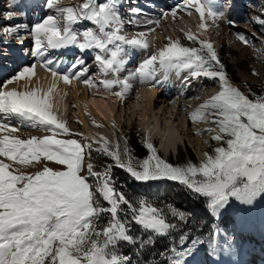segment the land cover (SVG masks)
Instances as JSON below:
<instances>
[{
    "label": "snow or ice",
    "instance_id": "1",
    "mask_svg": "<svg viewBox=\"0 0 264 264\" xmlns=\"http://www.w3.org/2000/svg\"><path fill=\"white\" fill-rule=\"evenodd\" d=\"M26 7L23 0H11L3 14L7 23L0 22V60L16 54L15 41L17 51L38 58L54 79L47 91L32 87L33 62L0 81V157L5 158L0 159V264H140L123 250V245H131L133 254L139 257L145 249L155 247L154 238L167 241L153 257L155 264H203L197 260L201 247L210 257L238 254L234 234L216 223L207 233L197 228L194 234L189 227L191 214L171 205L157 206L143 198L128 197L117 188L113 170L119 168L137 182H178L203 199L214 218L233 208L239 214L251 212L264 200V93H253L249 88L246 94L233 85L213 43L190 30L185 33L186 39L198 47L185 46L169 37L163 47L121 79L130 56L137 49L146 51L150 47L147 35L155 31L149 28L147 33L132 37L122 34L126 22L135 24L143 15L142 9L129 6L125 21L122 0H83L74 5L44 0L45 14L30 26L19 22L27 15ZM231 8V0L227 4L219 0H181L171 15L175 19L177 10L198 15L197 27L206 31L209 18L213 22L225 20ZM254 19L264 31V17ZM149 23L159 26L160 21ZM226 23L236 25L231 18ZM237 37L246 45L250 43L241 33ZM69 48L81 55L61 72L60 61L49 53ZM90 52H95L93 60L101 74H112L114 79L93 81L87 77L89 67L83 55ZM171 72H187L185 82L206 77L219 83V90L189 114L193 124L210 125L196 128L194 134L208 135L217 145L211 152L205 151L199 163L173 165L161 158L147 137L142 138L149 152L144 159H138L121 137L115 143L101 137L95 142L98 147L77 139L57 138L82 135L73 133L53 111L52 93L58 81L70 84L78 80L89 88L102 86L123 100L133 81L159 84L158 73L166 78ZM252 74L259 75L255 69ZM20 81L28 83L21 88ZM13 83L17 87L10 88ZM113 88L119 91L112 92ZM12 118L51 134L22 139L14 135L19 129L12 125ZM93 151L112 162L99 170L91 162L85 166V157L91 160ZM48 162L62 167H49ZM36 165L40 168L35 172L22 170ZM134 226H138L139 235L133 234Z\"/></svg>",
    "mask_w": 264,
    "mask_h": 264
},
{
    "label": "rangeland",
    "instance_id": "2",
    "mask_svg": "<svg viewBox=\"0 0 264 264\" xmlns=\"http://www.w3.org/2000/svg\"><path fill=\"white\" fill-rule=\"evenodd\" d=\"M24 1L27 2V0H24ZM35 1L36 0H32L30 4L32 3L39 4L40 1L42 0H39L36 2ZM130 1H132V4H133L132 7H138L143 10V15L138 17L137 18L138 22L135 23L136 26L142 27L140 31L147 33L149 28L155 29L154 32H151L150 34L147 35V41L150 47L146 51L137 49L130 56V60L134 61V62H129L127 65V67L130 70H132L133 68L135 69V66H134L135 64H138L143 59L147 58V56L150 55L152 52H154L156 49L163 47L168 42L167 38L169 37H171L172 40H177V39L180 40L183 45L188 46V47H194V45L198 46V44L193 43L186 39L185 33L190 30L191 32L198 34L201 39L209 40L210 42L213 43L214 48L219 57V60L222 61L221 63L223 64L225 63L227 70L232 72L234 75L232 78L228 75V78L230 79L233 85L240 88V90L245 92L246 94L249 88L251 89L253 93L257 92L261 88H264V51H262V49H264V44L261 43V39H264V33L260 34V31L258 30V27L260 24L257 23L254 19L255 17H264V0H256L255 5L252 3L244 4L242 1L238 2V0H231L232 8H231V12L229 16L227 17V19L231 18L235 20L236 25L234 27L230 26L228 23H226V21H224L223 22L224 24H223L221 23L222 22L221 20H217L213 22L212 19L209 18L208 19L209 27L206 31H202L198 29L197 27L199 24L198 15L190 16L182 10H177V17L173 19L171 15V10L174 8L170 7L167 4L166 0H122V3L130 4L129 3ZM173 1H176V4H180L181 2V0H173ZM10 2L11 0H8V1L0 0V22L7 23V21H3V14L9 9ZM82 2L83 0H62V3L65 5H69V4L74 5V4H79ZM150 2L152 4H148ZM219 2L223 4H227L229 0H219ZM40 5H41L40 10H34V12H31V14L33 15V18L35 19L33 23L40 20L41 17L45 14V10L43 11V7H42L43 4L40 3ZM150 5L151 7H155L160 10H163L164 12L168 13L169 16H167L165 19L164 17L159 16L157 14L148 13L145 7L150 6ZM124 7L125 5H123L122 9L124 10V14H126L125 21H127L128 5H126L125 8ZM226 10H228L227 7H226ZM153 15L156 18L153 17ZM146 19L148 20V22L146 21ZM150 20H153V21L159 20L160 21L159 26H157L155 23H149ZM19 22L23 23L22 20H20ZM125 24H127V22ZM122 33H124L127 36L131 34L132 36H134L137 32H133V30L130 27L124 26ZM237 33H241L245 35V37L250 41V43L247 45L242 43L240 39L237 37ZM13 44L16 45L15 41H13ZM30 44H31V41L29 40V45ZM27 46L28 45H26V47ZM15 48L18 50L19 45H16ZM71 49L73 50V53L71 54L72 56H68V57H70L72 61H75V59L79 57L81 54L79 53L77 49L75 48H71ZM17 52H23V50H19ZM53 55H50V56H53ZM94 55H95V52H90V53L83 55V59L87 63L88 67L92 65ZM23 57L22 59L16 58V56L14 55L12 57H9L7 60H0V64L3 63V66L5 68L8 67L5 71L6 79L10 76L15 75L19 70H21V68L25 64H31L33 62H35L36 64L35 75L36 74L40 75L41 73H44V74L50 73L41 66L38 60H33L30 53L28 54V56L24 55ZM54 58H58V57L54 56ZM58 60L60 61V63H63L61 58H58ZM95 68H97V73L94 72ZM253 69H255L256 72L259 73V75H253L252 74ZM123 73L124 72L120 74L121 79L127 76L126 73L124 74ZM44 74H41V75H44ZM100 74L101 72H100L99 66L97 65V63H95L94 67L93 66L89 67V72L87 74V77H90L93 81L115 78L112 74H109L107 77L100 75ZM186 75H187V72H181V73L171 72L165 78L163 74L158 73L157 79L161 81V84L160 83L155 84V82L140 83L138 80L133 81L132 82L133 89L130 90L129 91L130 93L128 92L125 97L129 99L133 91L136 94H133L134 96L133 95L131 96L129 100V102L131 103L128 102V104H125V105L123 104V100H121L115 95H112L110 92L105 91L102 88V86L100 88H96V87L89 88L82 82L75 80L74 83L79 89V93H77L79 94L77 98L79 102L78 104L79 106L77 105L78 106L77 107L74 97L73 95H71L72 88H73L72 82L70 84H65L63 81H61L60 84L67 87V92L63 96V102L65 105L64 108L66 110V116H65L64 121L67 122L68 128L73 133L82 134V135H75L72 137L58 136L57 138L77 139L78 141L85 143V144L93 143L94 147L99 146V144L95 142L99 141L101 137L106 138L109 142H112V143H115L118 137L123 138V141L125 140L127 141V137L130 131H134L144 138L146 136H145V132L143 131L142 124L145 122L143 120L142 115H144L145 110L142 107V104H143L142 101L146 100V97L144 99V97H141L140 93L142 92V94L147 95L148 93H150V91L154 89L159 90L158 87L163 85L162 82L165 81L166 79L168 80L169 76L177 77L179 79L184 80V76ZM203 78L205 79L206 77H203ZM193 80L194 79H191L190 81H193ZM206 82L207 83L205 85L207 89L201 90L200 87L196 89L198 93L200 92L199 93L201 94L200 96L204 98L203 101L206 100L210 95L215 94L219 90L218 80L209 78V81H206ZM25 84L26 83L22 82V85L19 83V86L23 88ZM31 86H33L32 83H31ZM9 87L10 88L17 87V84L13 83L9 85ZM116 91H119V88L112 89V92H116ZM94 92L95 94L98 93L97 95L99 96H101L103 92L107 96L108 94H110L108 96L109 98L105 99V102L110 103L111 101H113V103H115L116 105H119V104L122 106L124 105V108L119 106L117 113L114 112L113 116L109 118L111 120H108V122L100 120V122L98 123L97 122L93 123V120H91V117H95L96 119L98 117L94 116L93 114H90L87 111V107H86L87 104L83 102L82 97H83V94L90 97V95H92V93L94 94ZM210 92L212 94H210ZM169 97H171V95ZM133 102L135 104L137 103L136 105L138 106L132 107V105H135ZM170 103L171 102L160 103V105L158 104L153 105L155 107L153 108L155 114L159 116V118H161V121H160L161 127L163 128L173 123V125H175V127L177 128L174 130L177 131L178 135L187 134L189 138L191 137V139L196 140V141L199 140L201 144L204 145L205 147L204 150L211 152L212 149L217 146L216 142L212 141L210 136L208 135L200 136V135L194 134L196 128L204 129V128L209 127L210 125L202 123V122L193 124L189 118V114L198 107V103H195L194 105V104L189 103V100H184L182 102L179 101L177 105L179 108L177 107L176 109H174L173 105ZM173 112H174V116H172L173 118L172 119L169 116ZM81 116H82V119H80ZM152 117L153 116H150L151 119ZM168 118L170 119V121H168L169 120ZM98 120L99 119H97V121ZM11 123L12 125L16 126L19 129V131L16 132L14 135H17L22 139H27L31 136L42 137V136L51 134L49 132L40 130L38 128L30 127L27 122H22L16 118H12ZM89 133L93 135V138H90L88 136ZM82 137H88V139L84 140ZM159 138H156L155 141L153 140L154 142L152 141L151 143L154 144V146L157 149V153L161 156V158L171 164L175 165L181 159H184L185 162H188L189 161L187 158L188 150L191 153V156H193L194 162L199 163V161H201L204 158L201 155H197L195 149L191 147L189 148V146L178 148L176 155L172 153L164 155L163 152H161L163 146L162 145L160 146L159 142L161 141L160 140L161 138L160 139ZM203 141H208V143L206 144ZM144 149L146 151V155L148 156L149 155L148 150L145 147ZM0 159H5V158L0 157ZM5 162L10 163L7 160H5ZM89 162L93 163L92 160H89L88 157L86 156L85 161H84L85 166ZM48 165L49 167H52V168L62 167V166L56 165L55 163H51V162H48ZM39 168H40V165H36L35 167H28L22 170L31 173V172H35L39 170ZM93 182H94V178H93ZM138 183H143V182H138ZM258 205H259V202L257 203L254 210H252L251 212L244 213V214L237 213L236 210L233 208V209H229L228 211H226L219 218H214L211 215L213 219L212 221H214V223L217 222L219 219H222V217H226V216L231 218V220H233L235 224V233H236V238H237L236 242H239L238 243L239 252L236 255H230L228 253H223L222 255L224 257L222 255H219L217 257H210L206 254L205 247H204L202 254L198 253L197 260L203 261V263L205 264H255L254 260L264 263L262 262L261 258H258V256H261L264 253V211L260 210ZM255 212H256V215H255Z\"/></svg>",
    "mask_w": 264,
    "mask_h": 264
},
{
    "label": "bare ground",
    "instance_id": "3",
    "mask_svg": "<svg viewBox=\"0 0 264 264\" xmlns=\"http://www.w3.org/2000/svg\"><path fill=\"white\" fill-rule=\"evenodd\" d=\"M31 1L32 0H27V2H29V3H26L28 8L32 5V4H30ZM36 1H39V0H36ZM35 4H37V3H35ZM121 11H122V13H124L123 9H121ZM225 11L227 12L228 10H226V8H225ZM153 17H155V16L153 15ZM226 19H227V17L225 18V20H222V21L224 22V21H226ZM146 21L148 22L147 19H146ZM150 21H153V20H150ZM15 46L16 45L13 44V51L16 53L15 54L16 58L22 59V57L24 56V54H23L24 52H17V49L15 48ZM67 53L68 54L70 53V55H71L73 53V50L71 48H69V49L61 50V51H50V53H49V55H53V56H51L53 58H54V56L55 57L57 56L58 58L62 59L63 63H60L58 66L59 70L62 72L68 70L69 65L72 62H74L70 59V57H68L69 55H67ZM58 58H56V59H58ZM38 61L40 62L39 59H38ZM95 63L96 62H94V60H93L92 65H90L89 67H92V66L94 67ZM62 67H64V68H62ZM7 68L8 67L5 68L3 66V63H1L0 64V75L4 71H6ZM97 68H95V70H94V72H96V73H97ZM128 71H131V70L126 66V70L124 71V73H126L128 75ZM41 74H44V73H41ZM41 74L40 75L36 74L37 76L35 75L32 78L31 83L33 84L34 87L39 86L42 90L47 91V89L52 85L54 78L50 75V73L44 74V75H41ZM100 75H102V74H100ZM201 79H203V80H201ZM74 81L75 80L72 81L73 88H72V94L71 95H73L74 100L76 102V106H77L79 104V102L77 100L78 95H79L77 93H79V89L75 85ZM206 81H209V78L204 79L203 77H200L198 79H194L193 81L189 80L188 82H185L184 80L179 79L177 77H170L169 76L168 80L166 79L165 81H163L162 82L163 85L158 87L159 90L154 89V90L150 91V93H148L147 95L142 94V92L140 91L141 97H144V99L146 97V100L142 99V100H144V101H142L143 102L142 107L145 110L144 115H142L143 120L145 122L142 124L143 125V127H142L143 131L145 132V136L148 138V140L150 142H152L153 140L155 141L156 138H159V137L161 138V139L159 138L161 140L159 142V144H160V146L162 145L163 147H162V151L161 150L160 151L163 152L164 155L165 154H171V153L176 155L178 148L189 146V148L191 147V148L195 149L197 155L203 156V153L205 152V150H204L205 147H204V145L201 144V142L199 140H197V141L193 140V139H191V137L189 138L187 136V134L186 135L185 134L184 135H181V134L178 135L177 131L174 130L177 128L175 127V125H173V123H171V125H169V126H166L163 128L161 127V123H160L161 118H159V116H157L155 114L154 109H153L155 107L153 105L154 104L160 105V103L171 102L170 104H172L174 109H176L178 107L177 105H178L179 101L182 102L184 100H189V103L195 105V103H197L198 101H201V100L203 101V99H204L203 97L200 96L201 95V94H199L200 92L198 93L196 89L199 87L201 90L207 89L206 85H205L207 83ZM22 82L27 83V81H20L19 83L22 85ZM60 82L61 81L57 82V88L52 93V103H53L54 113L58 116V118L60 120L64 121L65 116H66V110L64 108L65 105L63 102V96L67 92V87L60 84ZM97 94L98 93L95 94V92H94V94L92 93V95H90V97L83 94V97H82L83 102H85L87 104V106H86L87 111L90 114H93L94 116L98 117L97 118V119H99L98 121L95 117H91V120H93V122H95V123L100 122V120L105 121V122H108V120H111L109 118H111L113 116L114 112L117 113L119 106L124 108V105L128 104L131 96L133 94H136V93L133 91L131 93L132 95L130 96L129 99L124 97V99H123L124 105L123 106L120 104L116 105L115 103H113V101H111L112 103L111 102L110 103L105 102V99H108L109 98L108 96L110 94H108V96L106 94H104V92L102 93L103 95L101 94V96H99ZM210 94H212V93L210 92ZM137 95H138V93H137ZM170 95H171V97H169ZM197 97H199L201 100L200 99L198 100ZM157 98H159V99H157ZM129 103H131V102H129ZM136 104L135 105L131 104V105H132V107H136V106H138ZM182 113H183V111H182ZM150 116H153L152 119L150 118ZM172 116H174V112L171 113L169 117L172 118ZM80 119H82V116L80 117ZM168 121H170V119ZM183 124H184V122H183ZM88 136L90 138H93V135L91 133H89ZM255 215H256V212H255Z\"/></svg>",
    "mask_w": 264,
    "mask_h": 264
},
{
    "label": "trees",
    "instance_id": "4",
    "mask_svg": "<svg viewBox=\"0 0 264 264\" xmlns=\"http://www.w3.org/2000/svg\"><path fill=\"white\" fill-rule=\"evenodd\" d=\"M244 3H252L255 5L256 0H243ZM194 47H198L194 45ZM221 61V60H220ZM222 62V61H221ZM225 71L227 75L231 78L234 76L232 72L227 70L225 63ZM234 79V78H233ZM257 94L264 93V88L259 89ZM143 137L137 134L134 131H130L127 137V144L133 150V154L138 159L146 158V151L143 147ZM123 143V140L121 141ZM187 158L189 161L194 162L193 156L188 150ZM92 162L96 166L97 170L101 168V166L105 163H111L112 161L95 151L92 153ZM186 163L184 159H181L175 165H182ZM174 165V164H173ZM114 178L116 181V186L119 190L123 191L128 197L133 199L143 198L151 203H154L157 206L171 205L180 211H184L185 213H189V227L193 229L194 234L195 230L199 228L204 233H207L209 227L214 223L212 221V216L209 214L205 206V202L201 198H196L193 194L187 190L184 186L179 184L178 182L169 181V180H160V181H151L145 183H138L134 179H132L125 171L118 168L113 170ZM260 208L264 211V200L260 201ZM220 220V221H219ZM216 224L220 226L221 229L226 230L230 234H234L236 238L234 222L229 217H222L219 219ZM135 235H139L138 226H134ZM156 239V245L154 248L145 249L143 254L139 257L135 256L134 249L131 245H123V250L127 252L129 255H133L134 260H139L140 264H155V260L153 257L156 256V253L162 250L165 243H167L166 239L163 238H154ZM237 240V238H236ZM239 242H236L238 246ZM239 248V246H238ZM204 247H201L200 252L202 254ZM158 259V257H157Z\"/></svg>",
    "mask_w": 264,
    "mask_h": 264
}]
</instances>
